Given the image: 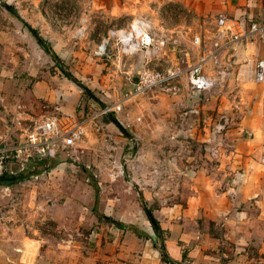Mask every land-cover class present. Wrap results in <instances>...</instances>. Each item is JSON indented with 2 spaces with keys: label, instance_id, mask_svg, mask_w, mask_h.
Returning a JSON list of instances; mask_svg holds the SVG:
<instances>
[{
  "label": "rangeland",
  "instance_id": "obj_1",
  "mask_svg": "<svg viewBox=\"0 0 264 264\" xmlns=\"http://www.w3.org/2000/svg\"><path fill=\"white\" fill-rule=\"evenodd\" d=\"M219 2L0 0L2 142L21 140L16 104L24 117L67 113L86 119L76 146L52 157L20 154L0 168L23 172L13 183H0V264H155L162 259L159 239L143 206L153 214L156 201L144 194L185 192L177 166H206L217 183L232 177L242 154L264 166V138L249 151V143L237 150L227 137L249 121L264 120V80L255 76L253 35L235 37L217 25ZM137 17L165 38L159 55L139 48L122 53L116 38L108 55L94 52L110 28L129 26ZM198 62L213 80L208 89L173 93L155 86L131 93L144 65L187 69ZM120 98V111L99 113ZM140 158L147 166H133ZM130 210L139 214L137 231L111 221L126 220Z\"/></svg>",
  "mask_w": 264,
  "mask_h": 264
},
{
  "label": "crops",
  "instance_id": "obj_2",
  "mask_svg": "<svg viewBox=\"0 0 264 264\" xmlns=\"http://www.w3.org/2000/svg\"><path fill=\"white\" fill-rule=\"evenodd\" d=\"M219 7L227 16L239 20L241 26L264 20V0H220ZM252 42V57L264 59V33L253 34ZM261 90L264 101V84ZM68 94L63 93L67 97ZM65 103L60 105L66 106ZM263 122L254 119L248 122L249 126L228 132L233 147L239 150L247 142L249 151L257 150L258 140L264 138ZM142 160L133 166H147L140 163ZM249 160L242 154L239 164L232 166V177L221 183L206 166H177L180 178L186 180L185 192L178 191L173 196H164L160 191L152 193L153 197L143 195L144 199L156 201L152 215L160 228L157 222L156 226L151 222V228L158 236L157 250L162 259L155 264H264V166ZM138 215L137 210H130L127 219L121 220L127 222L125 228L137 231Z\"/></svg>",
  "mask_w": 264,
  "mask_h": 264
},
{
  "label": "built area",
  "instance_id": "obj_3",
  "mask_svg": "<svg viewBox=\"0 0 264 264\" xmlns=\"http://www.w3.org/2000/svg\"><path fill=\"white\" fill-rule=\"evenodd\" d=\"M136 20L137 24L132 22ZM129 26L120 28H110L101 42L97 45L94 52L98 55L108 53L107 45L110 39L116 38L121 43L122 53L131 52L137 48L142 49L147 56L159 55L165 38L154 35L151 27L144 18H134ZM240 21L227 16L225 13H219L217 25L228 32L230 35L251 36L255 33H264V20H253L245 26H241ZM124 32H121V31ZM193 43H200V36L195 35ZM203 60V58H202ZM202 64L198 62L194 67L181 69L175 65H166L164 67L144 65L138 72V78L133 82L131 93L140 94L153 87H159L177 93L181 90L201 92L213 85V80L202 71ZM255 76L258 80H264V59L260 58L255 63ZM125 96L129 93H125ZM2 101L4 98H1ZM5 105V103H4ZM123 106V98L115 100L110 104H104L100 109V114L110 111H120ZM14 121L18 124L21 140L18 143L2 142L0 134V168L5 166L8 158L18 157L21 154L22 159H27L32 154L40 153L46 157L55 156L59 148L73 147L86 133V119L76 120L68 114L61 115H43L34 117L27 114L21 108L20 104L14 107ZM29 114V113H28ZM217 146L210 148L212 154H215ZM260 161L264 164V148L261 152ZM9 186H4L3 190H8ZM172 264H185L184 262L173 261Z\"/></svg>",
  "mask_w": 264,
  "mask_h": 264
},
{
  "label": "trees",
  "instance_id": "obj_4",
  "mask_svg": "<svg viewBox=\"0 0 264 264\" xmlns=\"http://www.w3.org/2000/svg\"><path fill=\"white\" fill-rule=\"evenodd\" d=\"M7 7H8V9L11 10L10 6H7ZM38 41H39L41 44L44 43V39H43L42 37H38ZM46 50H48V48H46ZM63 71H64V74H65L68 78L74 80V82L80 84L81 86H83V88L89 90V88H87V86H85V85L82 83V80L76 78L75 76H71L70 73L67 72V71H65V70H63ZM70 105H71V104H70ZM63 109H64V108H63ZM64 114H67V113H64ZM111 121L115 122V123L121 128V129H123V127L119 124V122H118V120H116V118L111 119ZM22 173H23V172L13 173V172H8V171H2V172L0 173V183H8V184L13 183V182H15L16 180H18L19 178L23 177V174H22ZM144 208H145V210H146L147 213H148V211H150V210H149L148 208H146L145 206H144ZM111 221L114 222L118 227H126V226H127V222H123V221L118 220V219H112ZM156 222H157V221H156ZM157 223H158V222H157ZM157 225H158L157 227L160 228L159 223H158Z\"/></svg>",
  "mask_w": 264,
  "mask_h": 264
},
{
  "label": "water",
  "instance_id": "obj_5",
  "mask_svg": "<svg viewBox=\"0 0 264 264\" xmlns=\"http://www.w3.org/2000/svg\"><path fill=\"white\" fill-rule=\"evenodd\" d=\"M148 216H149L151 222L156 226V220H155L154 216L152 215V213L149 211H148Z\"/></svg>",
  "mask_w": 264,
  "mask_h": 264
},
{
  "label": "bare ground",
  "instance_id": "obj_6",
  "mask_svg": "<svg viewBox=\"0 0 264 264\" xmlns=\"http://www.w3.org/2000/svg\"><path fill=\"white\" fill-rule=\"evenodd\" d=\"M132 24H133V25H136V24H137V21L134 20V21L132 22ZM121 32H124V31L122 30Z\"/></svg>",
  "mask_w": 264,
  "mask_h": 264
}]
</instances>
